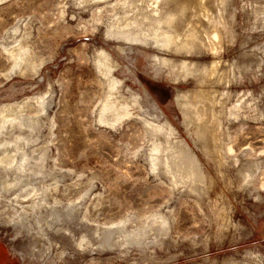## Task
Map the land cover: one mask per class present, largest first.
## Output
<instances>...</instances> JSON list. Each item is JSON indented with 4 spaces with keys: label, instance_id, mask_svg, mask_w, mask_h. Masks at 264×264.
Returning <instances> with one entry per match:
<instances>
[{
    "label": "rangeland",
    "instance_id": "374dc122",
    "mask_svg": "<svg viewBox=\"0 0 264 264\" xmlns=\"http://www.w3.org/2000/svg\"><path fill=\"white\" fill-rule=\"evenodd\" d=\"M100 1L0 0V111L8 104H25L5 115L33 124V134L25 143L31 160L41 156L42 149L47 154V172L33 177V183L45 189L49 202L40 208L42 222H56L52 227L44 225L54 244L45 264H264V0H227L222 52L187 57L207 63L216 57L221 61L220 73L225 74L223 80L206 86L217 98L215 108L223 113L219 151L212 153H207L213 149L212 142L205 147L201 141L207 135L191 136L175 101L179 91L197 89L195 79L172 81L164 66L157 67L155 50L145 45L124 44V51L120 50L119 41L106 35L107 29L115 13L123 15L124 7L135 0ZM114 2L118 5L113 8ZM21 38L32 55L23 63L32 64L26 73L12 71V58L1 49L2 44ZM103 49L119 65L113 73L124 81L122 93L130 96L131 89L142 95L134 115L115 127L98 119L109 91V79L97 62ZM34 63L41 65L37 72ZM41 95L45 111L33 100ZM141 114L160 123L168 119L178 136L190 143L200 164L194 165L183 152H163L164 165L154 170L150 159L153 141L167 144L168 138L152 136ZM24 132L30 131L25 128ZM13 146L7 145L9 150ZM164 153L171 155L178 175L195 170L206 175L205 181L195 178L175 183L165 168ZM178 160L181 169L175 164ZM251 162L254 176L242 181L241 172ZM10 196L1 199L5 202H0V210L5 209V217L16 218ZM72 203L78 205L77 213L62 216ZM34 216L31 213L25 220L34 222ZM96 224L110 235L84 250L76 248L62 229L68 227L79 236L91 233ZM13 232L0 225V264H40L32 254L24 262L11 251ZM19 243L30 250L28 237ZM36 244L45 248L49 242L40 236Z\"/></svg>",
    "mask_w": 264,
    "mask_h": 264
},
{
    "label": "bare ground",
    "instance_id": "6f19581e",
    "mask_svg": "<svg viewBox=\"0 0 264 264\" xmlns=\"http://www.w3.org/2000/svg\"><path fill=\"white\" fill-rule=\"evenodd\" d=\"M121 1L123 0H118V2H116L119 3ZM210 1L212 4H214V6L217 7L216 10H213V8L210 6ZM226 1L227 0H135L133 3H129L124 7L125 11L123 15H120L116 12L115 21L111 23L108 29L106 28V35L116 40V42L119 41V49L122 51H124V46L126 44H129V46L145 45L149 48L154 49V56L157 67L164 66V68H166L168 71L166 76H168V78H170L172 81L179 82L187 79L188 77L195 79L194 81L198 85L197 89L179 91L175 96V101L180 108L178 109L181 110L184 116L183 121L185 126L191 129V136L195 138L196 135L199 137H204L207 135L205 137V140L200 139L205 147H208V143L212 142L213 149L208 148L207 153L219 151L217 143L219 138L221 137V135L219 134L221 130L220 128L222 126V119L220 118V115H223V113L221 114L222 109H219V111L216 109L217 107L215 108L217 98L212 91L207 90L206 86L208 85V83H211L215 80H223L225 74L220 73L219 66L221 61L216 57L211 63L200 61L198 62L192 59L189 60L187 57L199 56L206 52L217 56V54L222 52L221 50L224 46L221 44V26L222 23H225L224 13L226 11ZM81 2L82 0H80V3ZM117 3H115L114 5L112 4L113 8L115 7V5H118ZM224 27H226V25ZM22 39L23 38L18 40L17 43H12L13 45L10 43H4L1 45V49H3V53L12 58V61L14 63L12 71L18 69L21 73H26L29 68H32V64H30L29 66H23V63L29 61L32 55L29 51L30 46L26 45L27 42L26 44L23 42L25 38L23 39V41ZM176 56H183V58H176ZM112 57L111 53L106 49H103L99 53L98 58L96 57L98 59L97 62H99L101 68L103 69L100 72L102 73L103 71V74H105V76L109 79V91L106 92V96L104 95L105 99L103 98L102 100L103 103L100 108L101 110L100 112H98L100 113V118L98 119H100L99 122L105 126L115 127L117 124L123 123L125 119L131 118L134 115L133 109L135 108V106L141 105L142 95L139 92L131 90L130 88V96L122 93V86L124 81L118 79L114 75L113 71L115 68L119 67V65L112 59ZM34 67L37 72L40 69L41 65H36L34 63ZM7 76L10 77L11 75L7 74ZM227 83H230V80H227ZM33 100H36V103H38L42 107L41 111L46 110L44 106L45 100L43 96L35 98ZM239 103L240 102H238V104ZM24 105L25 104L23 103L8 104L5 105L4 108H2L0 111V116L3 117V122L2 124H0V202L2 201V198L7 199V196L11 194V196L8 198L10 200L12 199V201L14 200L15 204L13 203V207L16 209L17 214L16 218L14 217V214V218H12L11 216L5 217V209H1L0 225L11 227L15 230V233L13 232L14 234L9 240L10 249L14 254H17L24 262L26 256L28 254H32L34 256V259H37L40 264H45L46 259L50 257L49 253L51 251V247H53L54 244L49 237L47 230L44 228V225L52 227V225L56 224V222L54 220L48 221L46 224L42 222L44 217L41 214L40 208L44 204H49V202L46 201L45 189L43 187L35 185L33 183V177L34 175L44 174V171H46L44 170V162H46L47 154L44 151L45 149H42L43 151L42 154H40L41 156H33L34 159L31 160L29 153L26 151L27 145L25 147V143L29 141L28 137H31V135L33 134V124H27L24 121L18 120L19 117L17 116L9 117L5 115V112H7L8 110L16 111L17 109L23 108ZM142 114L140 115V118H142L140 120H143L142 123L151 130L152 136L164 134L168 138L167 144L163 142V140H160L159 142L153 141L154 145L152 146L153 148L151 150L150 159L152 160L154 170L157 171V169H159V165H161V163L163 162V152H168L171 154L183 152L186 155L188 154L191 156L190 161L194 165L200 164V161L198 162L196 159H194L196 155L195 152L192 151L189 145L190 143H188L186 139L178 136L177 129L171 124L168 119H165L163 123H160V121L157 122L154 119L142 116ZM156 116L159 117V114H157ZM29 119H32L30 120V122L33 121V118ZM35 127L39 126L37 125ZM25 128L26 130L28 128L30 132H24ZM16 141H19L21 144H17ZM12 143H14L13 150H9L7 145H10ZM36 152L38 153L37 148L34 150V153ZM164 154L166 155V159L164 162L167 166L165 168L168 169L169 174L174 176V178L176 179L175 183H177V181H180L182 183H186V181L188 180L195 181V178H198V180L201 181H205L206 175L202 173H196L195 170L182 172L180 175H178L177 170L174 166H172L173 161L171 155H167V153ZM19 155L20 160L17 158V156ZM180 161L181 160H178L175 164L178 168L181 169ZM221 162L220 164L222 165ZM254 165L255 164L251 162V164H248L247 166H245V168H243L241 172L243 176L242 181H245L247 180V178H252L254 176ZM58 183L59 181L56 178L54 185L57 187ZM49 187H51V184ZM16 190L19 192H17ZM22 190H26L27 192L20 193L22 192ZM55 205H51V208L57 209V206ZM77 210L78 205L72 203L71 205L66 207L61 215L68 216L70 218ZM31 213L33 214V216L35 215V221L27 222L25 218ZM86 219L87 217L86 215H84L83 220ZM161 223H164V225L167 224L166 220ZM136 227L140 228L138 226ZM62 229H64L65 232H67L70 238L74 241L73 245L76 248L82 250L87 249L91 244L97 245V243L102 242L103 239H107L110 235V232H105V230L102 229L101 224H96V226L92 228L91 233H87L85 231L79 236L76 235L74 231H72L68 227H62ZM40 236L45 237L49 242V245H46L45 248H42V246L39 247L36 244L37 239ZM25 237H28V239H30V250H25L19 243L20 239ZM95 240L98 241L94 243ZM65 252V249L62 250L59 253L58 258H63Z\"/></svg>",
    "mask_w": 264,
    "mask_h": 264
},
{
    "label": "crops",
    "instance_id": "0c3cea01",
    "mask_svg": "<svg viewBox=\"0 0 264 264\" xmlns=\"http://www.w3.org/2000/svg\"><path fill=\"white\" fill-rule=\"evenodd\" d=\"M5 249H6V253L10 252V251H8V248L5 247ZM8 255H9V253H8ZM14 257H13V259H17V258H14ZM15 261H17V260H15ZM17 263H19V262L17 261Z\"/></svg>",
    "mask_w": 264,
    "mask_h": 264
}]
</instances>
